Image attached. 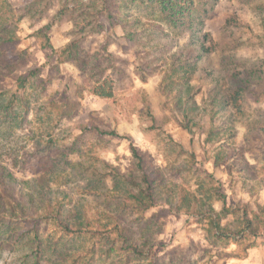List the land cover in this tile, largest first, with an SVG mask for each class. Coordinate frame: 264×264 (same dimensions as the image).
<instances>
[{"label":"rangeland","instance_id":"obj_1","mask_svg":"<svg viewBox=\"0 0 264 264\" xmlns=\"http://www.w3.org/2000/svg\"><path fill=\"white\" fill-rule=\"evenodd\" d=\"M9 2L21 16L22 59L0 77V159L13 150L18 167L6 166L22 189L36 199L40 188L61 198L68 220L93 227L101 209L124 213L127 240L136 246L113 248L89 227L64 232L46 220L38 264H264V226L254 220L264 206V82L251 85L238 108L223 110L233 116L234 133L221 140L227 157L218 165L203 133L184 127L163 92L168 74L176 79L173 88L190 84L198 117L208 125L206 87L196 73L188 78L172 68L185 54L198 69L264 71V26L255 7L264 0H39L31 15L23 0ZM47 22L54 46L79 40L84 72L75 61L56 64L39 47L35 30ZM40 65L39 75L16 87L19 74ZM103 78L112 84L110 97L92 92ZM95 128L131 135L140 159L127 137ZM137 163L162 198L144 212L118 207L123 197L113 190L138 173ZM181 190L199 198L194 212L178 207ZM250 224L257 234L248 232ZM24 228L0 218V264H35V241L20 235ZM110 236L112 244L120 242L113 230Z\"/></svg>","mask_w":264,"mask_h":264},{"label":"trees","instance_id":"obj_2","mask_svg":"<svg viewBox=\"0 0 264 264\" xmlns=\"http://www.w3.org/2000/svg\"><path fill=\"white\" fill-rule=\"evenodd\" d=\"M39 0H23V11L27 15H31L32 8L37 6ZM179 2V0H172ZM45 4L39 8V12L45 10ZM260 13V18L264 26V5L259 3L255 6ZM21 16H15V10L9 0H0V77H5L10 74L12 67L18 63L22 57L20 51L17 50L16 45L19 42V36L16 35V23ZM52 19V18H51ZM50 22L39 26L36 30V39L41 49L48 51L55 57L56 64H62L66 61H75L80 71H85L84 60L80 57L79 40L75 38L69 39L62 46H54L49 36ZM196 59L201 58V54L195 56ZM237 61L229 60L228 64L236 63ZM180 66H174L171 74L180 73L181 70L188 78L193 77L196 73L198 81L201 85L206 87L207 92V113L206 120L208 125L202 122L198 117L199 106L196 104L193 97H191L192 86L184 83L182 86L173 88L176 79L172 75H167L165 87L163 92L167 97H171V106L182 117L184 127L192 131L198 129L203 133V142L210 146L211 156L214 164L218 165L226 160L225 150L223 148L222 139L231 137L234 133L233 116L224 114L223 110H227L230 106L238 108L242 102L243 95L248 91L251 85H259L264 82V71L257 69L243 68L241 72L227 73L226 71L215 72L211 68L201 67L198 69L190 60V57L181 56ZM43 65L28 69L19 74L16 79V87L23 89L26 83L33 77L40 74ZM92 92L98 96L110 97L112 95V84L110 80L103 78L101 82L93 86ZM19 103V100H18ZM99 134H107L117 137H127L131 142L130 147L133 155L140 159L136 146L132 143L133 137L127 134H120L115 129H99L95 128ZM13 151V150H12ZM9 152H2L0 159V218L7 219L8 222H20L25 225V228L20 232V235L30 233L35 241L34 246V263L38 264L40 261V244L42 241L40 234V225L42 221H54L62 231L73 232L76 230H84V227H89L88 231L95 233L104 238V243H108L117 249H136V246L128 242L126 230L125 214L118 212L116 216H112L106 209H101L95 213L93 220V227L90 222L84 221L81 218L67 219V215H63L62 200L59 197L51 196L49 192H45L42 188L35 192L40 194V198L36 199L33 192H25L22 189L21 183L16 179L13 170L6 166V161H9L11 168L18 167L17 155H12ZM2 159H6L3 160ZM138 173H131L128 181L124 187H120L115 183L113 190L123 197L122 200L116 202V205L121 208H130L132 211L144 212L150 207L156 205L162 198L158 196L155 185L156 180L150 176L147 170L137 163ZM219 195L220 202L223 208H226L225 194L215 187ZM25 199L26 202H25ZM199 198L192 191L181 190L180 209H185L188 213L194 212ZM163 201L172 205L173 198L170 196L163 197ZM261 214L254 213V220L264 226V206L260 207ZM85 220H87L85 218ZM249 222V221H248ZM216 223V221H215ZM153 227V226H152ZM151 227V228H152ZM248 232L257 234V226L250 224ZM143 229H148L144 227ZM114 231L115 234L121 235L115 239L120 242L112 244L110 233ZM143 230V231H145ZM120 243V244H119ZM111 247V248H112ZM109 248V250L111 249Z\"/></svg>","mask_w":264,"mask_h":264}]
</instances>
